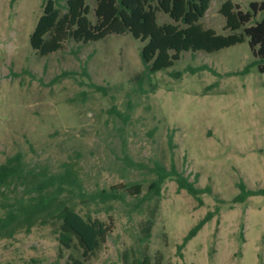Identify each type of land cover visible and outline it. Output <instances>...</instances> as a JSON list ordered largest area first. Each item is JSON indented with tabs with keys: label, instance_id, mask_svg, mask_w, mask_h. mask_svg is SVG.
Returning a JSON list of instances; mask_svg holds the SVG:
<instances>
[{
	"label": "rangeland",
	"instance_id": "1",
	"mask_svg": "<svg viewBox=\"0 0 264 264\" xmlns=\"http://www.w3.org/2000/svg\"><path fill=\"white\" fill-rule=\"evenodd\" d=\"M224 1L210 0L204 28L227 33L219 13ZM231 1L245 11L260 0ZM87 4L93 20L96 0ZM43 7L44 0H0V162L17 151L36 169L56 171L68 162L88 191L138 184L140 193L122 201L85 206L77 200L82 214L113 222L85 264L139 257L140 226L155 201L146 195L156 162L167 169L172 162L195 187L209 190L194 197L164 181L145 248L153 262L264 264V194L233 201L240 181L264 189V73L249 66L247 41L184 52L171 68L139 82L142 43L130 35L70 40L39 56L29 36ZM157 20L173 23L162 12ZM209 211L212 218L178 251ZM70 256L80 259V251H60L50 226L0 239V264H65Z\"/></svg>",
	"mask_w": 264,
	"mask_h": 264
},
{
	"label": "trees",
	"instance_id": "2",
	"mask_svg": "<svg viewBox=\"0 0 264 264\" xmlns=\"http://www.w3.org/2000/svg\"><path fill=\"white\" fill-rule=\"evenodd\" d=\"M209 4L210 0H96L91 20L87 0H66L63 6L58 0H44L43 12L29 36V43L44 57L61 50L70 40L88 44L112 34L130 35L142 43L140 57L144 72L137 77L142 82L171 68L184 52L210 53L247 41L253 57L249 66L255 65L264 73V0L250 2L245 11L231 0L222 2L219 13L224 18L226 34L204 28L201 19ZM157 12L166 14L173 23H158ZM89 85L102 89L93 83ZM168 143L173 146L171 133ZM152 172L154 178L146 197L155 201L140 226L139 242L143 248L139 257H132L128 264H163L159 259L153 262L145 248L166 179L174 180L178 190L184 189L194 197L209 190L195 187L172 162L168 169L156 162ZM237 188L239 193L233 201L242 202L249 196L264 194V189H248L242 181L237 183ZM127 193L138 195V184L124 183L88 191L71 163H62L56 171L46 167L36 169L29 167L23 153L17 151L0 162V239L27 234L34 226H50L60 251L73 248L80 251V259L70 256L65 264H85L106 241L113 222L82 214L76 209L77 200L85 206L105 205L109 201L124 200ZM212 216L213 211L207 212L188 230L178 251Z\"/></svg>",
	"mask_w": 264,
	"mask_h": 264
}]
</instances>
